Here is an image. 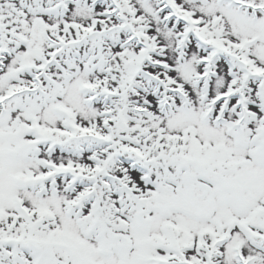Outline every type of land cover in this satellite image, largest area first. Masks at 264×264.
Here are the masks:
<instances>
[{
	"label": "snow or ice",
	"instance_id": "obj_1",
	"mask_svg": "<svg viewBox=\"0 0 264 264\" xmlns=\"http://www.w3.org/2000/svg\"><path fill=\"white\" fill-rule=\"evenodd\" d=\"M0 264H264V0H0Z\"/></svg>",
	"mask_w": 264,
	"mask_h": 264
}]
</instances>
